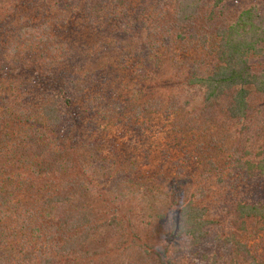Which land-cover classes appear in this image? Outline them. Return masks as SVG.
<instances>
[{
    "label": "trees",
    "instance_id": "1",
    "mask_svg": "<svg viewBox=\"0 0 264 264\" xmlns=\"http://www.w3.org/2000/svg\"><path fill=\"white\" fill-rule=\"evenodd\" d=\"M206 1L0 0V264L250 254L264 8Z\"/></svg>",
    "mask_w": 264,
    "mask_h": 264
},
{
    "label": "rangeland",
    "instance_id": "2",
    "mask_svg": "<svg viewBox=\"0 0 264 264\" xmlns=\"http://www.w3.org/2000/svg\"><path fill=\"white\" fill-rule=\"evenodd\" d=\"M214 1L216 0H207L206 3L208 2L209 4H211L214 3ZM254 4H258V6H262L264 8V0H225V2L220 5V7L226 8V16H227L226 19H228V21H232L233 19L236 18V16L241 11V9ZM258 59L259 61L262 62L264 60V54L263 56H260ZM257 107L264 109V97L258 101ZM255 129L256 128L253 126V130L251 133L252 137L255 136V134L253 133ZM153 140L149 142V145H153ZM263 143H264V139L263 137H261L257 140L256 145L263 146ZM217 234H218L217 232L213 233L212 236L208 239L209 241L205 243L204 246L201 247L202 253L203 251L207 252V258L204 257V259L202 260L200 258L201 255H199L194 259L180 258L182 259L181 264H212L213 255L217 257V264H234V262L230 260V256H229V254H231L229 252L231 248L227 247L229 245L224 244L225 242L223 240L219 241V239L216 238L218 237ZM219 234L221 233L219 232ZM243 241L248 242V245L250 247V254L245 256H239L240 263L254 264L253 260L256 259L255 264H264V229L259 228L256 231L251 230L249 233L244 235ZM117 257L118 260L122 259L121 256H117Z\"/></svg>",
    "mask_w": 264,
    "mask_h": 264
}]
</instances>
